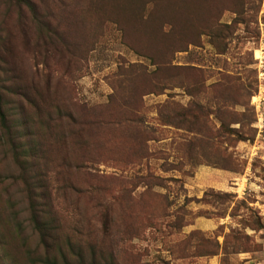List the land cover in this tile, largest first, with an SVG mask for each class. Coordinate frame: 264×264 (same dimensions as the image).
Returning <instances> with one entry per match:
<instances>
[{
	"label": "rangeland",
	"instance_id": "374dc122",
	"mask_svg": "<svg viewBox=\"0 0 264 264\" xmlns=\"http://www.w3.org/2000/svg\"><path fill=\"white\" fill-rule=\"evenodd\" d=\"M26 1L0 0V264H264V0L170 28Z\"/></svg>",
	"mask_w": 264,
	"mask_h": 264
},
{
	"label": "trees",
	"instance_id": "16d2710c",
	"mask_svg": "<svg viewBox=\"0 0 264 264\" xmlns=\"http://www.w3.org/2000/svg\"><path fill=\"white\" fill-rule=\"evenodd\" d=\"M23 2L25 1L26 4L27 1L26 0H22ZM204 1L206 0H157L158 2H165L163 9H164V13H163V17H162V21L164 22V25H166L167 23L169 24V28L174 25L175 19L179 18L181 20H179L178 22H189L192 18L190 14H197L198 11H200V6H202L204 4ZM127 1H123L120 4L115 2L116 4V8L121 12V13H128L130 6L127 5L126 3ZM114 4V5H115ZM118 5V7H117ZM128 11V12H127ZM130 12H134L136 13L137 10H135L134 8L131 9ZM160 20V21H161ZM185 25H189V24H185ZM182 48V47H179ZM0 122L2 124L5 123V114L2 111V100H1V94H0ZM32 220L34 222V224L36 226H38V221L36 219V214L35 211H32ZM0 219H1V215H0ZM10 219H12V217H10ZM38 228L40 229V226H38ZM16 233V231H14ZM3 241L2 240V235L0 233V242ZM30 264H37L39 263V260H32L30 259ZM43 263L45 264H57L55 259H51L50 257H44Z\"/></svg>",
	"mask_w": 264,
	"mask_h": 264
}]
</instances>
